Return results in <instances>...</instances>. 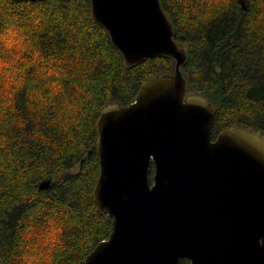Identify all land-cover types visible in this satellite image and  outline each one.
<instances>
[{"label": "trees", "instance_id": "16d2710c", "mask_svg": "<svg viewBox=\"0 0 264 264\" xmlns=\"http://www.w3.org/2000/svg\"><path fill=\"white\" fill-rule=\"evenodd\" d=\"M160 2L188 54V90L217 109L213 136L264 133V0ZM162 72L174 58L125 64L91 0H0V264H84L109 237L93 198L97 118Z\"/></svg>", "mask_w": 264, "mask_h": 264}, {"label": "water", "instance_id": "95a60500", "mask_svg": "<svg viewBox=\"0 0 264 264\" xmlns=\"http://www.w3.org/2000/svg\"><path fill=\"white\" fill-rule=\"evenodd\" d=\"M91 5L126 65L171 56L175 72L147 78L133 102L97 118L93 198L113 221L84 264H264V133L235 125L213 136L217 109L188 90V54L160 0Z\"/></svg>", "mask_w": 264, "mask_h": 264}]
</instances>
